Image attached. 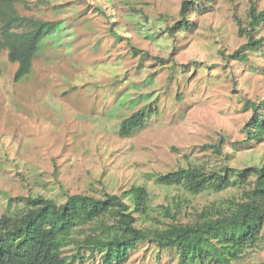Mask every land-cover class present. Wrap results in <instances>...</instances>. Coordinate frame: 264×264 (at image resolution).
<instances>
[{
	"label": "rangeland",
	"instance_id": "1",
	"mask_svg": "<svg viewBox=\"0 0 264 264\" xmlns=\"http://www.w3.org/2000/svg\"><path fill=\"white\" fill-rule=\"evenodd\" d=\"M183 1L17 4L23 15L60 24L41 39L25 78L16 81L19 64L7 50L0 55V218L24 211L28 196L63 203L66 193L103 197L141 184L157 211L182 198L175 221L187 222L212 201L241 194L230 188L194 195L156 182V174L192 164L242 169L264 162V138L245 140L253 114L247 101L264 100V49L249 51L247 64L230 58L248 41L241 30L264 0H214L209 11L188 13L190 29L168 33ZM254 35H264V25ZM143 108L150 110L145 126L120 136L121 121ZM114 230L110 218L82 223L63 235L65 252L72 254L77 240L91 244ZM263 261L264 241L234 264ZM101 262L97 255L84 264ZM124 264L180 262L176 249L142 243Z\"/></svg>",
	"mask_w": 264,
	"mask_h": 264
},
{
	"label": "trees",
	"instance_id": "2",
	"mask_svg": "<svg viewBox=\"0 0 264 264\" xmlns=\"http://www.w3.org/2000/svg\"><path fill=\"white\" fill-rule=\"evenodd\" d=\"M213 1L189 3L184 0L181 19L169 26L167 32L174 34L190 29L193 22L188 13L209 11L208 3ZM20 3L27 0H0V55L7 50L10 61L19 64L16 81L31 72L41 39L60 24L58 20L21 14L17 7ZM262 25L264 9L252 8L250 28L241 30L248 32V41L230 58L247 64L249 51L264 49V35H254ZM110 31L121 38L112 28ZM132 49L135 54L141 53L136 46ZM141 55L143 58L148 53ZM161 61L165 60L161 58ZM247 104L253 109L245 139L246 144H250L264 138V100L247 101ZM149 115L150 110L143 108L125 117L120 124V136H130L142 129ZM214 148L223 154L222 144ZM155 177L159 185L194 195L230 188H238L241 194L212 201L187 222L175 221L182 198L175 199L173 205H162L157 211L148 187L141 184L132 185L122 194L106 192L103 197L66 193L63 203L41 194L28 196L24 211L17 215L7 213L0 218V264H84L97 255L101 264H124L142 243L176 249L180 264H234L261 246L264 241V162L242 169L228 164L215 168L192 164L158 173ZM99 218L113 220L112 234L91 244L77 240L73 253L67 254L63 235Z\"/></svg>",
	"mask_w": 264,
	"mask_h": 264
}]
</instances>
